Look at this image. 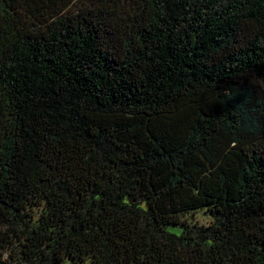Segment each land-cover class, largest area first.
I'll use <instances>...</instances> for the list:
<instances>
[{"label":"trees","instance_id":"16d2710c","mask_svg":"<svg viewBox=\"0 0 264 264\" xmlns=\"http://www.w3.org/2000/svg\"><path fill=\"white\" fill-rule=\"evenodd\" d=\"M66 259L264 264V0H0V264Z\"/></svg>","mask_w":264,"mask_h":264},{"label":"rangeland","instance_id":"374dc122","mask_svg":"<svg viewBox=\"0 0 264 264\" xmlns=\"http://www.w3.org/2000/svg\"><path fill=\"white\" fill-rule=\"evenodd\" d=\"M189 216H191V215H187L186 217H189ZM192 216H193V218L190 217L188 219V222H191V223L197 222L198 224L202 225V224H206L207 222L210 221V218L205 216L204 214H202V211H199V212L193 214ZM182 218H185V217H182ZM175 230H176V232L180 231L178 228H176ZM63 264H72V263L70 260L66 259ZM81 264H88V261H85L84 263H81Z\"/></svg>","mask_w":264,"mask_h":264}]
</instances>
